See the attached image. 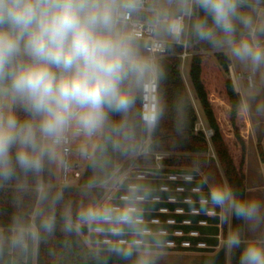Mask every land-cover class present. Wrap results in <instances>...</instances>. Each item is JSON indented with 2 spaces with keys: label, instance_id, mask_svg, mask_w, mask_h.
<instances>
[{
  "label": "clouds",
  "instance_id": "1",
  "mask_svg": "<svg viewBox=\"0 0 264 264\" xmlns=\"http://www.w3.org/2000/svg\"><path fill=\"white\" fill-rule=\"evenodd\" d=\"M143 7L144 0H0V181L17 170L41 173L62 159L74 138L111 129L113 147L121 148V139L129 138L126 121L113 123L110 116L126 117L138 100L145 124H155L161 72L151 53L160 47L145 51L140 44L132 21ZM161 26L177 41L189 32L233 62L264 68V0H165L152 22ZM80 151L86 155V146ZM137 192L129 185L119 204L82 206L75 220L68 214L66 229L109 234L117 238L110 254H137L135 264H150ZM202 207L220 209L225 222L242 220L253 231L264 222V204L240 198L223 183L208 186ZM43 227L51 230L53 219ZM225 246L240 250L239 264H264V240L245 242L234 230Z\"/></svg>",
  "mask_w": 264,
  "mask_h": 264
},
{
  "label": "trees",
  "instance_id": "2",
  "mask_svg": "<svg viewBox=\"0 0 264 264\" xmlns=\"http://www.w3.org/2000/svg\"><path fill=\"white\" fill-rule=\"evenodd\" d=\"M188 43L192 54L188 58L192 90L207 125L213 131L211 141L218 163L228 185L240 198L247 199L248 129L242 97L230 75L231 60L221 52L209 54L205 51L206 43L197 42L190 33ZM140 44L144 48L141 41ZM168 47V55L156 61L161 72L158 78L159 116L151 129L141 121V101L138 100L136 108L126 117L119 114L110 116L113 123L126 121L129 138L121 139V148L113 147L112 139L116 136L111 129L100 135L95 149L91 144L84 145L91 157L86 158L87 163L77 185H57L54 163L46 164L39 174L17 170L11 180L0 181V264H33L34 260L36 264H135L137 254L131 258L113 255L108 251L109 245L101 243L106 237L114 240L116 237L90 233L88 227L69 231L65 224L68 214L75 220L82 206L100 201L104 194L102 184L112 177L117 166L126 167L131 162L141 161V157L135 159L133 154L147 140L151 149L168 151L171 155L163 160L164 168L156 171L158 175L145 179L135 177L125 186H137V195L144 198L138 201L137 206L150 234L143 239L155 249L167 248L165 244L170 240L177 244L174 250H184L180 247L184 240L193 244L218 245L216 238L210 235H218L220 218L208 216L210 208L205 210L200 202L208 188L200 172H204L211 183H222L218 163L207 157L209 147L204 133L195 131L198 113L182 74L184 62L180 54L183 47L175 44ZM17 114L21 119L27 118L22 111L17 110ZM260 153L264 160L261 149ZM170 176L179 179L172 181ZM184 176H190L192 180L187 181ZM163 187L168 189L163 190ZM178 188L184 190L178 191ZM194 188L200 192H193ZM186 199L191 202H186ZM177 210L183 213H177ZM193 210L199 213L194 214ZM48 217L53 219L51 230L43 227V221ZM155 219L158 223L152 222ZM168 220L175 223L169 224ZM184 221H190V224L186 225ZM200 221H207L208 225L200 226ZM245 225L246 222L232 218L231 231L238 230L242 240ZM32 227L36 229V239L29 231ZM162 230L167 235L159 234ZM176 231H182L184 236L176 237ZM192 231H198L199 237H191ZM86 236H89L90 244L85 242ZM121 238L131 239L129 236ZM203 252L201 264H239V249L227 252L224 247Z\"/></svg>",
  "mask_w": 264,
  "mask_h": 264
},
{
  "label": "rangeland",
  "instance_id": "3",
  "mask_svg": "<svg viewBox=\"0 0 264 264\" xmlns=\"http://www.w3.org/2000/svg\"><path fill=\"white\" fill-rule=\"evenodd\" d=\"M154 2L157 7H160L164 4L165 0H155ZM160 31L163 38L170 40L173 39L170 35L167 34L162 26ZM205 51L209 54L219 52L213 49L208 44H206ZM182 68L184 81L188 89L191 88V92L192 86L189 75V59L184 62ZM230 75L231 78L235 80V84L237 85V89L239 90L238 93L242 97L244 117L248 129L246 153L247 199H256L259 200L261 204H264V160L262 154L260 153V149L264 152V68L253 71L248 66L231 61ZM193 100L196 110L200 114H198V122L196 126L202 127V125H204V127L208 130L209 126L207 125L205 117H203L202 107L200 103L195 100L194 96ZM151 127L152 126H150L149 129H151ZM99 138L100 135H97L91 139H87L85 137L74 138L72 155L69 158L70 170L67 182H65L63 179L64 157L62 156V159L58 163H54L57 185L74 186L78 184V180L73 179V173L74 171H79L80 173H82L87 163L86 155L82 154L80 151L81 144H91L93 146V149H95L99 143ZM76 144L77 146L74 147V145ZM208 147L209 151L207 157L214 158L218 163L215 148L211 141V138H209L208 140ZM170 155L171 153L168 151H156L151 149L149 142H147L145 145H142L139 150L133 154L135 159L141 157V161L131 162L126 167H124L123 165L117 166L112 178L102 184L104 194L99 202H110L113 204H117L116 202L120 201V191H118L119 188L117 187L118 184L122 186L121 189L123 191L127 188L125 187V185L129 179L135 177L144 179L148 176L158 175L156 171L164 168L163 160L168 158ZM217 166L219 174L221 175L222 183L228 185L219 163ZM200 174L203 178V181L206 182L208 186L212 184L210 180H208V177L204 174V172L201 171ZM171 179H174V177H171ZM193 191L198 192V190ZM141 199L142 197H140L139 200ZM185 201L190 202L189 199H186ZM217 214H219L220 216V223L219 225H217L219 229L218 235H210L211 237L216 238V240L218 241L217 246H209L207 244L205 247H199L197 244H193V246L189 249L184 248V250H174V244H170V242H168L167 244H165L167 248L155 249L149 247L148 255L150 264H201V259L204 254L203 250L218 251L221 248H226V238L230 233H232V218L225 222L221 218L220 210L217 211ZM170 223H173V221H170ZM33 230H35L36 232V229L34 227H32V229L29 231L33 234ZM174 235L176 237L181 236L180 232H176L174 233ZM36 236L35 239L37 238ZM84 240L87 244H90V241H88L86 237H84ZM243 240H264V222H262L260 226L255 229V231H253L251 226L246 223ZM181 246L182 245H180V247ZM227 252H229L228 249ZM33 264H36L35 260Z\"/></svg>",
  "mask_w": 264,
  "mask_h": 264
},
{
  "label": "built area",
  "instance_id": "4",
  "mask_svg": "<svg viewBox=\"0 0 264 264\" xmlns=\"http://www.w3.org/2000/svg\"><path fill=\"white\" fill-rule=\"evenodd\" d=\"M154 1L155 0H144V7H143V9L141 10V12L137 16H135L133 18V21H132V23L140 29V35H141V40L140 41L143 43L145 51H147V49L150 48L154 44L155 45H158L160 47V51H157L155 53H151V55L154 56L155 62H156L159 58H162V57H165V56L168 55V48H169L168 46L170 44L179 45V46L183 47V52L180 54V57H181L182 61L185 62L192 55L191 52L189 51V43H188V34H189V32H185L179 41H177L173 37H172L173 39H171V40L170 39L163 38L162 35H161V31H160L161 30V27H158V28L152 27V22H153V20L155 18V10L158 8L155 5V2ZM183 39H185V40H183ZM158 94H159V85L157 87V103L159 101V95ZM141 111H142V108H141ZM141 121L143 123H145L143 121V119H142V116H141ZM156 122H155V124H156ZM149 127L150 126H148V128ZM195 131L196 132H199V131L200 132H203L204 135H205V137H206V139H207V141L209 140V138H212V136H213V131L210 128L207 130L204 127V125H202V127L196 126ZM73 140L74 139H71L69 141V143L65 146L64 151H63V157H64V161H63V170H64V172H63V179H64L65 182L68 181V175H69V170H70L69 158L72 155ZM147 142L150 143V141L147 140L145 142V144ZM145 144H143V145H145ZM90 157H91V154L90 153L86 155V158L87 159H90ZM80 177H81V173L79 171H74V173H73V179H77L79 181ZM171 177H174V179H171ZM110 179H108V180H110ZM137 179H139V178H137ZM169 179L172 180V181H176L179 178L176 177V176H170ZM184 179L187 180V181H191L192 180V177H190V176H184ZM128 181H127V183H128ZM129 185H128V187H129ZM117 187L119 188L118 191H120L119 192V195L121 197L125 193H121L122 186L120 184H118ZM102 188H103V186H102ZM162 189L163 190H167L168 187H163ZM177 190L178 191H183L184 189L183 188H178ZM193 190H198V192H200V189H198V188H194ZM139 197H142V196H139ZM143 199L144 198L142 197L141 200H143ZM141 200H139V201H141ZM202 200L203 199L200 200L201 203H202ZM170 201H175V199H170ZM190 202H191V200H190ZM161 211L162 212H166V210H161ZM177 211H178L177 213H183L182 210H177ZM192 213L198 214L199 211L198 210H193ZM207 215L208 216H212V217H213V215L219 216V214H217V210L216 209L213 210L211 208L207 211ZM170 221H173V223H170ZM152 222L153 223H158V220L155 219ZM168 223L169 224H174L175 222H174V220H168ZM183 223L186 224V225H189L190 224V221H184ZM199 225L200 226H207L208 225V222L207 221H200L199 222ZM89 232L90 233L91 232H93V233H101V232L92 231L90 229H89ZM147 232H148V234H150V231L149 230H147ZM176 232H180V235H181L180 237L184 236V234H183L182 231H176ZM159 234H161V235H165L166 234L167 235V232L165 230H162V231L159 232ZM189 235L191 237L196 238V237H199L200 234H199L198 231H192V232H190ZM86 238H87L88 241H90L89 236H86ZM120 239L123 240V241H127L124 238H120ZM114 241L115 240L112 239L111 237H106V238H104L101 241V243L110 246V244L113 243ZM168 242H170V244L171 243L174 244V247L173 248H175L177 246V244L175 243V241H171L170 240V241H167L166 244ZM180 245H182L181 247H183V248L189 249V248H191L193 246V243L191 241L184 240V241L181 242ZM197 245L199 247H205L207 244L205 242H198Z\"/></svg>",
  "mask_w": 264,
  "mask_h": 264
},
{
  "label": "crops",
  "instance_id": "5",
  "mask_svg": "<svg viewBox=\"0 0 264 264\" xmlns=\"http://www.w3.org/2000/svg\"><path fill=\"white\" fill-rule=\"evenodd\" d=\"M233 79V78H232ZM233 82H234V85H235V88H236V90H237V92H239V90L237 89V85L235 84V80L233 79ZM188 88V87H187ZM191 89V88H190ZM190 89H188V91H189V93L191 94V96H192V98H193V94H192V90H191V92H190ZM193 102H194V100H193ZM195 105V104H194ZM198 113V112H197ZM203 113V112H202ZM199 114V113H198ZM200 115V114H199ZM203 117H204V114H203Z\"/></svg>",
  "mask_w": 264,
  "mask_h": 264
}]
</instances>
